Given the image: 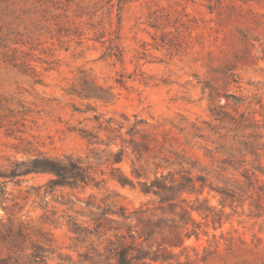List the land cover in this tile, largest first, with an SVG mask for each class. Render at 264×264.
Here are the masks:
<instances>
[{"label":"rangeland","instance_id":"obj_1","mask_svg":"<svg viewBox=\"0 0 264 264\" xmlns=\"http://www.w3.org/2000/svg\"><path fill=\"white\" fill-rule=\"evenodd\" d=\"M98 3L75 0L72 9L94 11ZM22 7L0 0V260L21 257L38 243L75 260L103 250L90 205L108 198L130 212L121 233L147 257L165 260L149 264H264V0H129L119 24L115 7L112 27L106 17L101 25L117 31L119 61L93 41L96 29L84 25L87 18L81 40L27 39L34 37L32 22L19 16ZM100 12L90 21L97 27ZM154 15H167L165 31L172 33L174 20L189 24L186 52L152 48V36L160 35L149 26ZM17 34L24 44L4 48L3 38ZM83 87L111 96L107 103L87 99L78 94ZM83 131L95 136L93 143ZM120 149L121 163L96 161ZM40 152L80 157L106 180L100 190L82 192L52 188L48 175L5 177L13 162ZM113 169L135 189L108 180ZM184 171L207 178L204 189L196 184L199 196L170 194L171 201L160 203L140 192L156 172L180 179ZM230 187L239 189L225 200L220 191ZM191 207H210L208 217ZM72 221L88 228L85 239L77 240ZM20 227L28 236L13 247L7 230Z\"/></svg>","mask_w":264,"mask_h":264},{"label":"trees","instance_id":"obj_2","mask_svg":"<svg viewBox=\"0 0 264 264\" xmlns=\"http://www.w3.org/2000/svg\"><path fill=\"white\" fill-rule=\"evenodd\" d=\"M8 2L9 0H4ZM21 3L23 7L20 9L19 16H28L31 20L32 29L29 31L34 37L26 36L29 40L38 39L41 35H48L51 39L55 38L58 41L64 38L74 36L81 40L83 34L82 20L87 18V22L84 23L88 28L95 30L93 41L101 42L102 45H106L107 54L110 58L121 60L122 53L118 44L119 36L117 31L110 29L108 32L105 31L104 27L101 26L104 21V17L108 18V24L112 27V14L116 7L117 9V21L120 22V12L123 6L129 0H101L98 3V8L94 11H87L86 7L77 6L76 9H72L75 0H16ZM103 3V5H101ZM101 5V6H100ZM106 8L105 11L103 9ZM100 12V18L98 25L95 26L90 23L92 18ZM76 19H79L80 23L77 24ZM169 17L167 15H154L149 26L160 35H153L152 48L156 50H166L170 53L186 52L189 49V44L185 40V32H189V24L183 22L181 19H176L173 22L174 33L165 31L166 26L170 24ZM184 29V31L181 30ZM28 30V29H27ZM113 34L115 36L113 37ZM18 39L11 40L8 36L3 38L4 48L10 49L7 45L10 41L15 43L20 42L24 44L22 39L23 34H17ZM18 40V41H17ZM13 53L12 60L15 59L16 49H11ZM16 60V59H15ZM25 67H29L26 61H22ZM84 84L85 81L83 82ZM81 97L90 99L94 98L104 103L108 102L111 93L108 90L102 88H91L83 87L78 92ZM218 115V114H215ZM101 124L112 126V120H105L101 116L94 117ZM84 136L90 143L95 136L92 133H86ZM124 157V149H120L115 153H110L104 160L96 159L99 165L107 164L114 165L121 163ZM183 162V161H182ZM192 170H197L194 165H191ZM116 171V173H114ZM225 172V169L223 170ZM187 174L180 175V179H177L171 172L167 174L161 173L154 177L151 181H147L140 188V192L144 195L155 196L160 203H167L171 201L168 199L170 194L174 196H182L183 194H201L197 191L196 184L199 182L201 189L205 188L207 182L206 177L191 176L190 172L184 171ZM113 175H110L108 180L116 182L121 187H130L135 189L134 183L124 176L120 171L115 169L112 170ZM118 174V175H115ZM29 175H48L51 178L47 181L46 185L52 188H70L71 190H81L84 192L86 189L100 190V184L106 179L97 178V170L91 165V162L86 164L80 159V157H74L73 155H64L62 157L49 156L46 153H36L30 157H27L21 161L13 162L10 166L9 173L5 175L8 179H15L19 177H26ZM103 175V173H102ZM208 175V173H207ZM254 175V173H253ZM136 178L137 175L133 173ZM256 176V175H255ZM236 182V181H235ZM238 183V182H236ZM237 187L225 188L220 191V195L225 200H231L235 198ZM92 197V195L90 196ZM198 199V197L196 198ZM90 206L95 207V211H90L93 216L92 223L94 231L101 238L100 244H104L103 250L92 249L91 252L87 251L79 253L77 259H73L70 255H62L52 249L45 247L43 244H31V251L27 254L21 255V257L12 258L11 256L7 259L0 260V264H49V259L57 256L59 262L57 264H149V262L161 263L165 262L164 259H153L147 257L139 251L134 243L132 242L131 235L122 234L121 231H127V221L131 218L130 212L117 201H108V198L101 200V203H91ZM191 211L197 212L203 217H208L210 207H191ZM139 211H133L137 213ZM121 221H118L117 219ZM70 229L77 235V240L85 239V236L89 234V230L86 227H81L77 222L72 221L69 224ZM22 227L14 231L9 228L5 236V240L10 243L13 247H20L21 243L27 238ZM47 240V239H45ZM56 254V255H55Z\"/></svg>","mask_w":264,"mask_h":264}]
</instances>
